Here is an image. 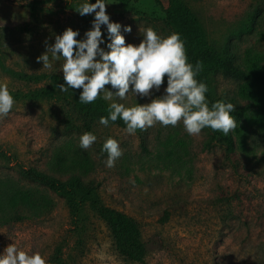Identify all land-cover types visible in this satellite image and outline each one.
<instances>
[{
  "label": "rangeland",
  "instance_id": "374dc122",
  "mask_svg": "<svg viewBox=\"0 0 264 264\" xmlns=\"http://www.w3.org/2000/svg\"><path fill=\"white\" fill-rule=\"evenodd\" d=\"M32 1L0 0V83L18 95L9 114L0 118V194L15 187H34L50 196L55 206L46 216L21 221L0 211V252L15 243L21 250L40 252L47 261L60 249V264H264V133H253L248 149L242 151L236 129L230 131L234 156H228L218 134L211 146L205 145L210 128L197 136L189 135L182 122L176 126L157 122L128 134L125 127L98 124L91 132L97 140L81 149L83 133L63 126L67 105L62 93L39 98L32 93L49 86L51 75L66 83L60 71L63 59L51 69L36 60L45 51V42L54 43L55 35L68 27L79 30L76 39H83L94 15L75 11L82 0H41L31 10ZM187 1L209 37L236 45L240 55L247 47L264 54L263 0ZM107 2L106 13L111 22L121 24L126 44L137 45L149 26L161 35L171 33L163 23L164 0L162 4L155 0ZM250 14V30L236 35L233 30ZM124 26L131 31L124 32ZM101 31L105 39L101 47L107 50L105 25ZM242 83L218 78V87L227 96L237 95ZM166 85L167 74L160 90L151 96L127 94L123 100L113 99L126 107L146 104L163 94ZM105 88L116 91L110 84ZM237 101L240 105L250 102L239 97ZM235 119L239 126L242 119ZM109 137L119 141L122 150L112 168L105 166L107 153L101 151ZM80 155L91 160L88 172L57 171L55 158ZM18 167H36L61 179L94 178L104 203L139 223L148 248L144 259L130 260L119 253L104 222L92 211L87 210L79 221L72 219L60 195L27 181ZM130 178L135 182L130 183ZM165 210L169 215L162 220Z\"/></svg>",
  "mask_w": 264,
  "mask_h": 264
},
{
  "label": "clouds",
  "instance_id": "9594fccd",
  "mask_svg": "<svg viewBox=\"0 0 264 264\" xmlns=\"http://www.w3.org/2000/svg\"><path fill=\"white\" fill-rule=\"evenodd\" d=\"M106 3L107 0H95L94 3L82 0L75 11L81 16L94 15L84 38L76 39L79 30L65 28L61 34L55 35L54 43L45 42V51L36 57L45 69L53 68L56 61L63 59L60 71L66 83L58 86L61 91L82 89L80 103H91L98 96L112 101L107 116H101L99 123L107 127L110 121L119 118L128 134L157 122L162 126H176L182 122L189 135L197 136L205 128L219 130L225 135L237 128L234 103L217 100L209 104L205 95L207 85L196 78L203 63L200 60L195 64L189 62L179 32L165 36L149 26L143 29V38L137 45L126 44L120 31L121 24L111 22L106 13ZM102 25L107 29V50L101 47L105 44ZM123 31L129 32L131 28L124 26ZM165 74L167 85L163 94L149 103L126 107L113 99L123 100L127 94L151 96L153 91L160 90ZM109 84L115 92L105 88ZM14 103L8 85L0 83V118L9 114ZM96 140L95 134L85 132L79 137V147L88 149ZM101 151L107 153L105 166L108 168L114 167L122 155L119 141L112 137L104 141ZM134 182L130 178V183ZM0 264H48V261L40 252L24 251L12 243L0 252Z\"/></svg>",
  "mask_w": 264,
  "mask_h": 264
},
{
  "label": "trees",
  "instance_id": "16d2710c",
  "mask_svg": "<svg viewBox=\"0 0 264 264\" xmlns=\"http://www.w3.org/2000/svg\"><path fill=\"white\" fill-rule=\"evenodd\" d=\"M80 1V0H69ZM95 2V0H91ZM121 3H129L132 0H116ZM162 4V0H155ZM163 5L164 25L171 32H179L185 42L186 55L189 62L195 64L202 61L203 69L196 77L206 83L208 91L206 98L209 104L217 100L232 102L235 104L233 115L242 119L235 133L242 151L248 148V138L253 133H264V54L254 48L247 47L242 55L234 44L226 40L216 41L209 37L200 19L187 0H164ZM41 0H34L28 4L31 10L39 7ZM264 5V0H263ZM253 15H249L240 22L236 35L242 31H249ZM229 78L243 83L237 91V95L227 96L224 89H219L218 78ZM51 84L33 91L32 97H53L56 93H62V99L66 102L64 110L63 126L68 131L82 133L92 132L99 123L101 116H107V100L98 96L91 103H80L79 94L82 89L69 88L61 91L59 85L62 79L55 75L50 76ZM15 98L16 93H11ZM60 96L59 94L57 95ZM249 99L250 102L240 105L237 98ZM125 124L119 118L109 125ZM211 129V128H210ZM212 130V129H211ZM214 134H218L225 141L226 152L234 156L231 135H225L221 131L212 130L211 136L205 141L207 147L211 146ZM264 152V150H263ZM230 156V157H231ZM57 171L80 170L88 172L92 168L91 160L87 156H72L55 158ZM18 173L27 181L41 184L56 192L64 199V205L72 219L81 220L87 210L99 217L109 230L116 250L130 260L141 261L147 254V243L143 239L142 231L137 220L125 212L104 203L100 194L99 183L94 178H82L79 175H71L61 179L36 167H18ZM55 206L54 200L34 187H15L8 193L0 194V211L8 214L15 220H24L51 213ZM165 210L162 220L168 218ZM60 249L54 252L48 260V264H60Z\"/></svg>",
  "mask_w": 264,
  "mask_h": 264
}]
</instances>
